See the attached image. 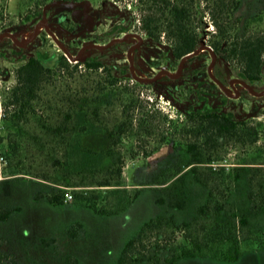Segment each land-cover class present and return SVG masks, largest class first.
<instances>
[{
    "label": "rangeland",
    "instance_id": "1",
    "mask_svg": "<svg viewBox=\"0 0 264 264\" xmlns=\"http://www.w3.org/2000/svg\"><path fill=\"white\" fill-rule=\"evenodd\" d=\"M196 6L198 13L191 26L210 46L213 26L207 13L200 16L205 1ZM168 17L165 4L152 0H0V33L10 32L21 39L26 30L44 19L68 53L81 52L77 60L70 59L45 27L23 44L8 35L0 38V153L5 156L0 208L21 207L7 221L0 220V250L13 252L20 264H116L125 240L143 221L158 213H173L179 221L197 217L208 189L194 180V164L185 165L189 157L186 133L170 122H182L184 111L197 103L195 86L216 106L224 94L221 84L239 90V96L228 97L222 108L258 129L254 141L242 132L219 138L210 148L211 162L200 166L211 172L219 190L224 191L217 194L226 202L222 215L246 214L250 227L262 230L264 238V208L256 212L249 198L252 189L259 195L264 193V95L233 84L237 79L229 65L223 69L221 82L216 81L212 77H216V56L211 47L202 50L203 55L188 66L186 59L178 71L181 59L176 61L170 52ZM146 23L153 37L145 33ZM230 26L240 36L264 33V0H240ZM127 33L132 35L124 44L116 41L105 48L86 47L106 44ZM103 49L109 50L105 62L115 69L118 85L114 89L108 87L101 69L73 66L84 55ZM62 54L68 57L69 66L59 65ZM28 56L54 68L31 98L15 89L16 69ZM124 68L127 73L122 74ZM162 70L177 75L161 73L168 78L138 79ZM132 80L144 83L133 86ZM103 86L106 89L100 93ZM128 90L140 95L142 104L153 114L146 132L137 126L118 130L122 105L131 96ZM81 110L96 128L84 136V144L105 154L99 171L88 164L71 167L64 163L65 145L78 126ZM108 130L114 132L115 144H111ZM164 135L167 142L161 141ZM108 149L110 153H106ZM119 156L123 159L121 184L98 185L106 168ZM181 175L185 177L186 205L177 209L169 201L175 196L172 182ZM116 188L141 191L134 203L117 215H99L76 205L73 198L64 199L62 205H52L46 199L53 190L72 194L75 190H95L100 194L99 204L110 206L116 200L111 190ZM160 197L164 203L158 202ZM182 240L179 232L178 242ZM178 264H264V250L250 249L236 262L196 257Z\"/></svg>",
    "mask_w": 264,
    "mask_h": 264
},
{
    "label": "trees",
    "instance_id": "2",
    "mask_svg": "<svg viewBox=\"0 0 264 264\" xmlns=\"http://www.w3.org/2000/svg\"><path fill=\"white\" fill-rule=\"evenodd\" d=\"M155 4L164 3L169 15L167 18V37L170 40V52L176 61L193 52L201 45L202 36L198 30L191 26L194 15L198 13L196 3L205 1L203 13H207L212 28L214 40L210 47L213 49L216 61L213 66L215 76L220 79L226 65L235 72V75L248 82L255 90L264 88V33H245L242 36L234 32L230 26V20L239 7L240 0H152ZM145 33L153 37L152 31L143 26ZM121 31H124L122 29ZM124 44V41L121 42ZM207 45V44H206ZM109 50H95L86 54L82 59L74 63V67L83 66L88 70L103 71L106 74V83L110 89L117 87V77L112 64L105 62V56ZM203 55L199 53L187 59V66L196 58ZM60 66H69L68 57L62 54L59 58ZM54 68L46 66L38 57L28 56L16 69V88L25 93L29 98L35 94L39 83ZM127 73L124 68L122 74ZM163 75L161 79H167ZM221 80V79H220ZM133 86H138L139 80H132ZM105 86L100 93L105 91ZM197 103L189 106L184 111V120L171 125L175 129L185 132L186 151L189 155L185 165H192L191 172L194 180L208 189L207 200L200 205L198 215L194 220L179 221L175 214L158 213L142 222L140 227L124 242L116 264H178L182 259L209 258L223 262H236L250 249L264 250V238L262 230H254L250 227V221L246 214L231 212L223 216L225 200L220 198L224 191H220L218 182H215L211 172H205L200 166L211 162V146L215 145L219 138L233 136L238 132L247 134L252 141L258 138V129L249 125L245 120L237 119L231 111L223 109L227 102L226 95L220 96L221 104L216 106L210 102L206 95H202L198 86L193 88ZM131 94L122 105L123 119L119 123V132L139 127L141 131H148V126L153 121V114L146 105L142 104L140 95ZM138 110V113H135ZM69 117L72 115L68 114ZM78 126L73 128L74 134L70 136L65 145V164L76 167L88 164L93 171L102 170V162L105 154L91 150L84 144V136L95 131V126L85 119V111L77 113ZM111 144H115L117 138L114 132L108 130ZM141 138V137H140ZM139 138V139H140ZM138 139V140H139ZM161 141L167 142L168 137L163 136ZM110 149V148H109ZM106 153H110V150ZM123 172V159L117 157L113 164L106 168V173L100 180V186L120 185ZM237 177V176H236ZM185 177L179 176L172 182L175 196L169 201L173 208L183 209L186 205V192L184 190ZM223 180H225L223 178ZM116 195V200L110 206L99 204V192L95 190H75L73 202L81 207L89 208L99 215H117L126 211L139 197L140 189L129 191L127 189L111 190ZM65 192L53 190L46 195L47 201L52 205L64 204ZM252 209L260 212L264 208V193L261 195L252 189L249 193ZM158 202L164 203V198H158ZM21 210L20 206L0 208V220L7 221L11 213ZM196 224V226H194ZM179 232H182V241L178 242ZM0 264H20L13 252L0 250Z\"/></svg>",
    "mask_w": 264,
    "mask_h": 264
},
{
    "label": "water",
    "instance_id": "3",
    "mask_svg": "<svg viewBox=\"0 0 264 264\" xmlns=\"http://www.w3.org/2000/svg\"><path fill=\"white\" fill-rule=\"evenodd\" d=\"M39 25H43V27L47 28V30L49 31V33H50V34L52 35V37L57 41V43L61 46V48L65 51V53L68 55V57H69L70 59H72V60H77V59L81 56V52L78 53V54H76V55H73V54L68 53V52H67V48H66V47L64 46V44L58 39L57 35H56L52 30H50L49 25H48V22H47L46 20H44V19L40 20V21L36 24V26H35V28H34L36 34H37V32H38L37 26H39ZM3 35H8L9 37H11V38H13V39L15 38V35L12 34V33H10V32L0 33V37L3 36ZM131 35H132V33H127V34H124L122 37L115 38V39H113L112 41H110V42H108V43H106V44H89V45L86 46V47H93V46H95V47H99V48H105V47H107V46L113 44V43L116 42V41H124V40H126V39H127L129 36H131ZM34 36H35V35H34ZM21 44H23V43H21ZM209 48H210V46H208V45H206V44H203V45H201L200 47H198L196 50H194L193 52L188 53V54H186L185 56H183V57L181 58V60H180V63H179V66H178V71L181 70L182 64H183V62H184L186 59H188L189 57H191V56H193V55H197V54H199V53H200L202 50H204V49H205V50H208ZM129 53H131V49L129 50ZM161 73H164V74H170V75H177V73H176V74H173V73H171V72L168 71V70H162V71H160L159 73H157L155 76H152V77H142V76H138V79L146 80V81L156 80V79H158L159 77L162 76ZM212 77H213V75H212ZM213 78H214V77H213ZM243 84H244L247 88H250V85H249L247 82L243 81ZM255 93L258 94L259 96H260V95H264V89L259 90V91H256Z\"/></svg>",
    "mask_w": 264,
    "mask_h": 264
},
{
    "label": "built area",
    "instance_id": "4",
    "mask_svg": "<svg viewBox=\"0 0 264 264\" xmlns=\"http://www.w3.org/2000/svg\"><path fill=\"white\" fill-rule=\"evenodd\" d=\"M15 39L17 40V36L15 35ZM237 80H234V83H238L240 85V87H244L245 89L249 90V88H247L244 84H243V80L240 79V78H237ZM223 86L224 90V94L227 96V97H231V96H239V90H234V88H229L228 86L226 85H222ZM5 161V156L3 154L0 153V175H1V172H2V167H1V164L2 162ZM73 198V194L71 192H65V196H64V199L65 200H68V199H72Z\"/></svg>",
    "mask_w": 264,
    "mask_h": 264
},
{
    "label": "bare ground",
    "instance_id": "5",
    "mask_svg": "<svg viewBox=\"0 0 264 264\" xmlns=\"http://www.w3.org/2000/svg\"><path fill=\"white\" fill-rule=\"evenodd\" d=\"M41 28H42V25L37 26L38 32H39V30H41ZM34 35H36L35 30L34 29H28L22 35V38L21 39H18L17 38V42L18 43H25V42H27ZM3 36H5V35H3ZM3 36H1L0 38H2Z\"/></svg>",
    "mask_w": 264,
    "mask_h": 264
},
{
    "label": "flooded vegetation",
    "instance_id": "6",
    "mask_svg": "<svg viewBox=\"0 0 264 264\" xmlns=\"http://www.w3.org/2000/svg\"><path fill=\"white\" fill-rule=\"evenodd\" d=\"M42 28H43V25H42ZM42 28H41V30H42ZM41 30H39V32L41 31ZM22 35V34H21ZM134 36V35H133ZM214 77V76H213ZM237 78H239L238 76H236ZM214 79L216 80V81H218V82H221V80H219L217 77H214ZM241 79V78H240ZM243 81H245V80H243ZM246 82V81H245ZM248 83V82H247ZM249 84V83H248ZM250 85V84H249ZM263 89V88H262ZM261 89V90H262ZM249 90H252L254 93L256 92V91H259V90H255L251 85H250V88H249ZM225 95V94H224Z\"/></svg>",
    "mask_w": 264,
    "mask_h": 264
}]
</instances>
